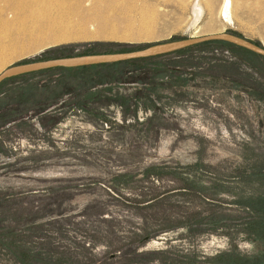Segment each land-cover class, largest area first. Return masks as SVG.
Listing matches in <instances>:
<instances>
[{
  "label": "rangeland",
  "instance_id": "374dc122",
  "mask_svg": "<svg viewBox=\"0 0 264 264\" xmlns=\"http://www.w3.org/2000/svg\"><path fill=\"white\" fill-rule=\"evenodd\" d=\"M230 1L226 16L224 0H0V74L217 33L264 47V9ZM100 71L0 85V264L264 257L243 204L264 197V59L211 43Z\"/></svg>",
  "mask_w": 264,
  "mask_h": 264
},
{
  "label": "water",
  "instance_id": "95a60500",
  "mask_svg": "<svg viewBox=\"0 0 264 264\" xmlns=\"http://www.w3.org/2000/svg\"><path fill=\"white\" fill-rule=\"evenodd\" d=\"M213 42L228 43L264 58L263 46H259L255 42L249 41L232 33H217L198 38H188L159 43L147 46L140 50L125 53L83 55L19 64L6 69L0 74V85L6 80L40 71L59 68H82L133 60L150 59L169 55L201 44Z\"/></svg>",
  "mask_w": 264,
  "mask_h": 264
},
{
  "label": "trees",
  "instance_id": "16d2710c",
  "mask_svg": "<svg viewBox=\"0 0 264 264\" xmlns=\"http://www.w3.org/2000/svg\"><path fill=\"white\" fill-rule=\"evenodd\" d=\"M207 44H211V43H206V45ZM204 45L205 44H201V45H198V46H195V47H200V46H204ZM212 45H216V47H219V48H227V49L230 48V49H234V50H242L245 53H247L249 55V57L263 58V57H261L259 55H256V54H254V53H252L250 51H247L245 49L236 47V46L231 45V44H228V43L213 42ZM257 45H259V44H257ZM192 48H194V47H191V48H188V49H185V50H181V51H178V52H175V53H172V54H183V53L188 52ZM52 52H54V51L53 50L52 51H47L42 56L50 55V53H52ZM125 52H127V51H125ZM125 52H120V53H125ZM83 55H87V54H81V55H78V56H83ZM165 56H167V55H165ZM67 57H73V56L70 55V56H64V57H58V58H67ZM160 57H162V56H160ZM52 59H57V58H48L47 60H52ZM151 59H153V58H151ZM146 60H148V59H141L140 61H146ZM134 61H138V60L126 61V62H120V63H114V64H107V65H100V66L82 67V68H71V69L59 68V69H51V70H45V71H40V72L32 73L31 75L48 73V72H52V71H69V72L70 71H78L79 72V71H82V70L97 69V68L100 69L101 70L100 73H102V70H105V68H109V67H111L112 70L114 69V71L117 73L119 71V67H121V68L122 67H125L126 65H128L129 63H132ZM24 76H26V75H24ZM24 76H20V77H24ZM20 77H16V78H20ZM247 202L246 203H243V204H246L248 208H250L256 214H258L257 219L254 220L255 223H257V224L258 223L259 224L264 223V215L261 214V212H262L261 209L264 208V197L257 198L258 205H252L249 201H247ZM263 234H264V232H263ZM263 240H264V238H263ZM252 264H264V257H258L257 259L255 258L254 259V263H252Z\"/></svg>",
  "mask_w": 264,
  "mask_h": 264
},
{
  "label": "bare ground",
  "instance_id": "6f19581e",
  "mask_svg": "<svg viewBox=\"0 0 264 264\" xmlns=\"http://www.w3.org/2000/svg\"><path fill=\"white\" fill-rule=\"evenodd\" d=\"M36 3H43V0H34ZM50 2H55V1H60V0H49ZM62 1V0H61ZM225 1V4L222 6L221 8V14H224L226 16H229L230 14V6H231V1L230 0H224ZM258 5L260 7H262L264 9V0H256ZM33 2V1H32ZM50 2H48L49 4H51ZM28 4V3H27ZM29 5V4H28ZM52 6V5H51ZM16 7V6H15ZM20 7V6H19ZM24 8V6H23ZM29 8V7H28ZM1 10H3L2 8H0ZM20 9V8H19ZM25 9V8H24ZM0 10V26H2V11ZM35 11V10H34ZM47 16V15H46ZM23 21V20H22ZM2 24V25H1ZM6 24V23H5ZM60 25V24H59ZM99 28V27H98ZM115 28V27H114ZM7 29V28H6ZM47 29V28H46ZM56 29V27H55ZM2 30V29H1ZM59 32V36L64 38V39H82V38H95V37H99L101 35L100 32H95L94 34L92 35H87L84 36V37H81V35H75L73 33H71L70 30H68L67 28L63 27L62 29H57ZM83 30V29H82ZM34 32V31H33ZM113 32V31H112ZM89 33V32H87ZM114 34V33H113ZM1 35V34H0ZM32 36V34H30ZM44 36V35H43ZM100 38V37H99ZM106 38V36H105ZM126 38V37H125ZM17 39V38H16ZM5 40V39H4ZM11 41V40H10ZM14 41V40H13ZM21 45V44H20ZM50 45V43H49ZM6 47V46H5ZM4 48V44L3 42H1L0 40V66L3 65V63L6 61V53L3 52ZM8 49V48H7ZM17 50V48H16ZM15 50V52H16ZM40 50V49H39ZM32 51V50H31ZM31 51H27V50H24L23 48H21L20 52H18V54L16 56H19V55H24L26 53H30ZM14 53V52H13ZM17 53V52H16ZM10 54V53H9ZM11 60V59H10ZM8 62V61H7ZM5 65V64H4Z\"/></svg>",
  "mask_w": 264,
  "mask_h": 264
}]
</instances>
